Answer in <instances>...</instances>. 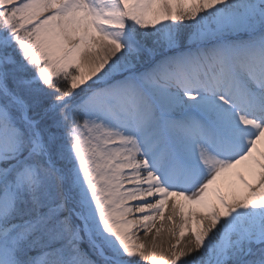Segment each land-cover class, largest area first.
Listing matches in <instances>:
<instances>
[{
	"label": "snow or ice",
	"instance_id": "snow-or-ice-1",
	"mask_svg": "<svg viewBox=\"0 0 264 264\" xmlns=\"http://www.w3.org/2000/svg\"><path fill=\"white\" fill-rule=\"evenodd\" d=\"M0 264H264V0H0Z\"/></svg>",
	"mask_w": 264,
	"mask_h": 264
},
{
	"label": "bare ground",
	"instance_id": "bare-ground-1",
	"mask_svg": "<svg viewBox=\"0 0 264 264\" xmlns=\"http://www.w3.org/2000/svg\"><path fill=\"white\" fill-rule=\"evenodd\" d=\"M171 214V202H170V204H169V209H168V211L165 213V221H164V224H163V230H162V232H161V235L157 238V240L159 239V240H162V241H165V243L166 244H174V243H176V237H174V236H172V235H170L169 234V232L167 231L168 230V228H169V222H168V220H167V216L168 215H170ZM161 225H160V222L159 221H157V227H160ZM154 231H153V235H154ZM152 234H150V235H152ZM141 238L142 239H145V237L143 236V234L141 233ZM150 243H151V240H150ZM160 251V250H159Z\"/></svg>",
	"mask_w": 264,
	"mask_h": 264
},
{
	"label": "rangeland",
	"instance_id": "rangeland-1",
	"mask_svg": "<svg viewBox=\"0 0 264 264\" xmlns=\"http://www.w3.org/2000/svg\"><path fill=\"white\" fill-rule=\"evenodd\" d=\"M155 235V233H154ZM153 234L152 235H149V237L145 238L148 240V242L150 243V240L152 239V236H154ZM142 239V238H141ZM143 240V239H142ZM156 243L160 246L158 247L157 251L159 252L160 248H163V249H167L168 248V244L165 243V241H162V240H157L156 238Z\"/></svg>",
	"mask_w": 264,
	"mask_h": 264
}]
</instances>
